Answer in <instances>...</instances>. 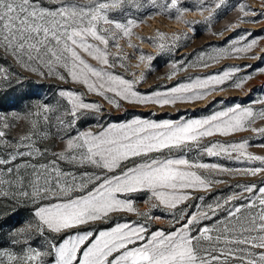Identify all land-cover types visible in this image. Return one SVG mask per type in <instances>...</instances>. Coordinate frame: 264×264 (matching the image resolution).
Instances as JSON below:
<instances>
[{
    "label": "snow or ice",
    "instance_id": "snow-or-ice-1",
    "mask_svg": "<svg viewBox=\"0 0 264 264\" xmlns=\"http://www.w3.org/2000/svg\"><path fill=\"white\" fill-rule=\"evenodd\" d=\"M258 3L0 0V52L41 81L83 88L59 90L55 105L30 103L33 89L44 85L25 84L26 78L0 67V81L16 85L7 102L22 109L0 114V200L13 209L25 206L31 213L23 226L7 233L12 247H0V264H264V154L250 150H264V98L254 102L258 107L234 104L200 118L134 116L107 124L104 104L86 100L95 95L116 111L124 104L164 109L202 102L227 88L244 90L255 77L264 76V54H254L264 42V31L240 30L225 46L210 53L202 50L194 62H172L164 79L224 59L251 58L259 64L229 65L149 92L140 90L147 74L132 68L147 61L150 72L154 57L132 38L140 24L157 15L195 32L200 23L211 28L217 10L237 12L232 23L213 33L223 36L242 23L264 24V0ZM114 11L134 15L120 21L110 18ZM188 12L204 19L187 20ZM137 38L169 52L189 39L187 33L168 36L163 31ZM125 47L134 52L129 54ZM257 90L264 92V85ZM88 117L95 119V130H77L78 122ZM21 124L26 125L22 133L17 132ZM248 132L259 138L258 145L240 135ZM205 156L245 166L205 163ZM237 178L247 179L241 183ZM220 185L228 186L229 194L207 203L205 195H195ZM138 196L149 211L137 206ZM193 199L200 203L189 211ZM152 210L171 216L168 229L152 230L160 219ZM129 214L137 219L98 227ZM7 223L0 213V230ZM36 238L43 243L34 246Z\"/></svg>",
    "mask_w": 264,
    "mask_h": 264
},
{
    "label": "rangeland",
    "instance_id": "rangeland-1",
    "mask_svg": "<svg viewBox=\"0 0 264 264\" xmlns=\"http://www.w3.org/2000/svg\"><path fill=\"white\" fill-rule=\"evenodd\" d=\"M191 0H185V3H190ZM238 0H229V4H235ZM249 3L253 4L255 7H259L258 0H248ZM237 12L228 11L226 9L217 10L216 20L212 24L211 28L207 27L205 24L200 23L195 26V32L187 25L182 22L175 21L167 18L164 15H157L154 18L147 19L143 24L135 29L136 36H133L132 42L134 44H138L140 49L143 50L144 53L150 54L154 57L151 61L152 71H148V62L146 61L144 64H141L139 69L135 67L132 68L133 72H145L147 74V82L140 86V90L142 92H149L154 89H163L165 87H171L178 82H184L188 77L195 76H206L212 73H216L224 69L229 65H243V64H251L257 65L260 63L259 60L254 59H224L219 64H216L207 69H188L187 71L180 72L175 79L169 81L164 79V77L171 71V64L175 61L184 60L185 63L194 62L196 56L203 50L206 52H212L217 48L225 46V41L236 36L237 32L244 29L252 30L254 33L264 31V24H253V23H242L239 25V28L233 31H225L223 36L213 35V33L220 32L224 29V27L230 23H232L236 16ZM134 15L133 13L123 12V11H114L111 13L110 18L124 21L129 16ZM207 16V13L204 14ZM139 19V16H136ZM187 20L193 21H202L204 17H202L198 12H188L185 16ZM157 31H163L168 36L177 33H187L189 39L182 40L180 47L176 48L174 51H161L159 48L155 47L153 44L148 42H141L137 37H154ZM121 44L124 45V41H121ZM125 51L129 54L134 52L133 49L125 47ZM254 54L256 56H260L264 54V42L254 50ZM138 56V54H137ZM131 63L134 65L137 63L136 60H132ZM0 67L8 69L10 72H15L19 74L21 77L26 78L25 84L28 82H36L38 84L44 85L43 88H35L34 99L30 103H48L55 105L60 97L58 96V92L61 89H75L78 91H83V88L78 85H73L70 83H62L57 80H46L41 81L34 74L21 70L14 61L9 57L5 56L2 52H0ZM244 73H241L243 75ZM264 85V76L255 77L249 84L245 85L244 90H236L233 88H227L224 92H216L212 96L208 97L202 102L190 103V104H178L175 108L167 107L164 109H159L154 106L152 107H143V106H132L128 104H124V108L121 111L114 110L110 105L106 102L100 100L99 97L95 95H88L86 100L88 102H100L104 104L107 112L103 117V122L105 124L112 122H121L122 120L131 119L134 116H140L142 118L149 119H175L181 115H184L188 118H200L211 115L213 112L220 110L221 108L232 106L234 104H242L243 106H256L254 102L259 98H264V92L258 91L257 89ZM16 85L13 82L10 84L4 83L0 81V98L4 100L3 103H0V114L10 115L12 111L18 110L22 111V109L14 108L7 102V96L11 92L12 89H15ZM222 101V103H220ZM62 102V101H61ZM96 121L92 117H88L82 119L77 124V130L83 131L87 128H92L95 130ZM26 129V125L21 124L17 129V132H23ZM75 132V130H74ZM73 132V134H74ZM16 133H14L15 135ZM242 136L252 137L251 143L254 145H258L260 143L259 138L255 137L251 132L240 134ZM240 135L235 138H219L221 140L224 139H239ZM250 150L256 154H264V150H262L258 146H253ZM190 156L194 157L195 154H190ZM205 163H221L228 167L237 168L244 167L245 165L242 162L226 160V159H218L216 157H202L201 158ZM247 178H237L239 182L243 183ZM237 180H231L230 184H236ZM229 187L226 185H220L211 193H196V196L205 195V203L211 202L215 197H221L229 194ZM137 206L141 211H149V205L145 203L143 196H138L136 200ZM191 207L189 211L194 210L196 205L200 203L199 201L193 199L189 202ZM0 213H4L8 223L7 225L0 230V247L11 248L9 237L7 233L13 227H21L23 224L31 219V213L27 210L25 206H20L18 208L13 209L12 205L5 200H0ZM152 214L155 216H159L160 219L156 220L152 225V230L156 228H165L168 229L170 227L169 221L171 220V216L164 213L163 210H152ZM223 215V214H221ZM137 217L134 215L127 216H118L115 217L112 221L107 224L99 225L98 227L102 228H110L115 225V223H123L126 220H135ZM210 223V222H207ZM33 245L36 246L38 243H43L38 238L32 241ZM16 250H19L18 247Z\"/></svg>",
    "mask_w": 264,
    "mask_h": 264
}]
</instances>
